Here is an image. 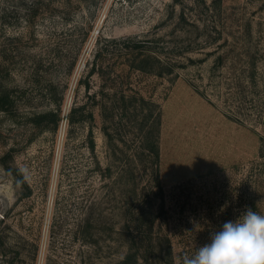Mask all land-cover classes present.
<instances>
[{
    "label": "rangeland",
    "instance_id": "1",
    "mask_svg": "<svg viewBox=\"0 0 264 264\" xmlns=\"http://www.w3.org/2000/svg\"><path fill=\"white\" fill-rule=\"evenodd\" d=\"M180 1L0 0V96L9 101L0 110V264L122 258L125 236L113 230L131 219V203L115 198L96 164H106L96 103L121 86L162 108L156 228L171 239L174 264L247 209L264 214V0H206L214 16L200 31L178 24L182 6L196 13L193 0ZM138 41L147 71L131 67ZM190 45L198 48L183 54ZM159 59L173 70L161 75ZM83 106L75 116L93 118L71 123ZM88 217L101 219L96 244L82 239Z\"/></svg>",
    "mask_w": 264,
    "mask_h": 264
},
{
    "label": "trees",
    "instance_id": "2",
    "mask_svg": "<svg viewBox=\"0 0 264 264\" xmlns=\"http://www.w3.org/2000/svg\"><path fill=\"white\" fill-rule=\"evenodd\" d=\"M174 3L177 6L182 2L174 0ZM192 9H195L196 13H186L185 7L182 6L180 14L176 16L178 24L180 26L190 25L198 31L207 28L209 17L214 16L210 13L211 6L207 4L206 0H193ZM214 40L215 43L218 42L217 38ZM145 44L146 41H138L134 45L139 51L133 58L137 63L133 62L131 65L141 71H147L146 65L151 61V56L147 55V51L143 48ZM195 48L198 47L190 45L188 49H185L186 51H183V54L193 52ZM179 54L182 53L179 52ZM159 65L162 68L161 75L164 74V70L167 72L173 70L171 66L168 67L169 63L163 62L161 59H159ZM166 67L169 69H165ZM112 85L116 86L114 83ZM8 102L6 96H0V110H7ZM97 102L101 111L102 130L106 139V164L103 166L97 159V170L101 179L108 180L105 186L112 185L111 190H114L115 198H117L116 195L121 196L120 194L123 193L125 203H131L127 210L131 219H128L122 231L113 230V232L117 234L120 232L119 234L125 236V244H127L126 252L116 264H174L171 239L159 233L156 228L158 220L165 212L164 186L160 167L162 108L160 104L137 92L129 94L122 86L121 90L115 91L113 94L107 93V91L103 92L100 101ZM84 109V106L79 110L78 108L73 109L70 122L76 123L87 118L92 119V114L86 116L81 113L75 116L76 112ZM51 116H55L54 113L43 117ZM135 121L138 123L136 124ZM135 126L138 128L140 139L135 147H132L131 142L127 139V132ZM91 150L94 154L96 153L94 143H91ZM154 197L161 201V206L158 209L154 204ZM100 223L101 219L95 220L88 217L80 225L82 239L85 242L90 244L98 242L97 233H91V230L97 229V224ZM99 230L101 232L104 228ZM164 245L165 249L162 247ZM2 252L6 254L5 249ZM18 256L17 253L10 257V262L13 263Z\"/></svg>",
    "mask_w": 264,
    "mask_h": 264
},
{
    "label": "clouds",
    "instance_id": "3",
    "mask_svg": "<svg viewBox=\"0 0 264 264\" xmlns=\"http://www.w3.org/2000/svg\"><path fill=\"white\" fill-rule=\"evenodd\" d=\"M181 264H264V214L249 208L225 222L210 243L184 256Z\"/></svg>",
    "mask_w": 264,
    "mask_h": 264
}]
</instances>
